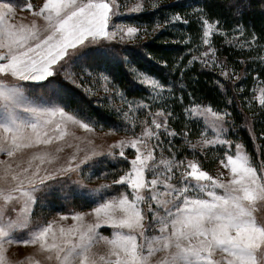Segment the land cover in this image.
<instances>
[{
  "label": "snow or ice",
  "instance_id": "6c2138e0",
  "mask_svg": "<svg viewBox=\"0 0 264 264\" xmlns=\"http://www.w3.org/2000/svg\"><path fill=\"white\" fill-rule=\"evenodd\" d=\"M194 2L200 5V0ZM250 2L231 0L228 8L233 10L234 19L243 20ZM261 3L264 4V0ZM19 6L42 18L44 31L41 32L35 20L28 24L13 23V3L0 0V48L6 49L0 52V153L10 158L0 160V264H10L5 246L13 243L39 244L48 253L47 259H55L56 264H264V220H258L255 214L258 206L264 204V168L258 175L257 168L252 166L248 153L240 144L236 145L234 156H227L233 177L228 181L213 177L196 160L177 159L175 152H170L167 158L157 163L154 148L144 145L147 138H155L157 143L154 147L161 149L163 157L161 132L168 136L181 135L189 148L193 151L196 148L188 141L186 133H177L174 129L169 131L171 113L163 110L150 113L153 116L150 125L136 138L114 141L107 153L98 152L92 146L80 157L78 153L81 148L76 145L67 159L51 171L41 169L45 159L49 162L57 160L56 156L47 152L32 156V160H39L35 165L29 163L24 167L11 162V158L22 149L47 145L54 139L62 141L67 133L68 122L94 131L93 117L86 115L82 119L78 116L82 109L77 88L82 85H78L77 81L90 75L89 68L107 70L115 65L132 64L135 53L122 42L146 31L115 23L113 17L119 16L116 11L119 6L108 0H43L38 9L32 0H21ZM179 6L193 7L191 4ZM141 7V4H137L129 11ZM208 7V0H205L203 6L194 8L191 13L173 12L165 20V26L172 22L188 24L189 21L184 17L192 15L198 22L200 39L208 45V51L199 57H192L189 64L199 60L203 65L211 63L219 66L216 49L211 46V37L213 33H228L221 28L219 18L208 19ZM261 10L264 11V8ZM198 12L202 15H197ZM233 31L242 35L244 25L238 23ZM257 40L253 29L251 39L238 47L253 50ZM249 59L253 62L264 61V57L260 56ZM73 66L79 67L78 73L71 71ZM261 69L264 70V63ZM137 74L141 79L135 82L153 91L162 94L172 89L171 83L165 85L148 73ZM97 75L110 82L104 73L98 72ZM221 75L227 76L228 71H223ZM119 95L125 99L122 92ZM33 96L46 103L37 105ZM73 102L77 107L66 111ZM125 102L129 111L147 107L143 100L139 101V105L127 100ZM259 102L264 106V89L260 90ZM185 112H211L216 136L226 134L223 124L217 126L215 121H224L229 115L227 111L215 112L210 106L191 105ZM124 115L127 118L128 113ZM156 117H162L163 122ZM53 124L54 129L51 127ZM260 137L264 138V132L260 133ZM217 143L229 144L231 147V142L224 139L201 141L202 146ZM129 147L136 152L129 162L131 167L112 183H126L132 192L131 199L125 193L104 198L91 210L96 216L95 223L85 224L83 218L87 214L74 212L72 219L75 223L68 228L61 226L59 235L53 230V222L35 225L27 236L14 235L17 229H27L31 225L30 213L39 202V193L46 196L56 194L57 185L62 183L59 177L68 180L73 175H80V165L89 167L86 161H92L91 167L99 170L106 167L104 161L109 156L124 157ZM56 151L62 149L57 148ZM149 161L153 163L149 165ZM149 168L152 179L146 180L145 172ZM160 168L163 171H159ZM173 180L175 183L171 182ZM161 186L165 190L163 193L159 190ZM109 187L108 184H102L91 192H99L103 196L101 189L107 190ZM218 189H222V192ZM144 190L149 193L147 197L141 194ZM143 204H147L146 210L141 207ZM157 209H162L163 214ZM62 219H67V216ZM100 226H111L112 236H102L98 231ZM149 232L154 234L148 235ZM101 240L107 244V250L93 251L94 244ZM218 250L222 255L216 259L214 255ZM161 251L164 256L153 261L154 254ZM27 259L32 260L31 257ZM17 264H23V261ZM32 264L40 262L34 261Z\"/></svg>",
  "mask_w": 264,
  "mask_h": 264
},
{
  "label": "rangeland",
  "instance_id": "374dc122",
  "mask_svg": "<svg viewBox=\"0 0 264 264\" xmlns=\"http://www.w3.org/2000/svg\"><path fill=\"white\" fill-rule=\"evenodd\" d=\"M108 2L118 5L119 7L116 9L118 11L119 16L113 17V21L115 23H122L126 25L135 26L137 28L146 29V31L139 32L138 35H136L132 39H128L123 44H129L134 43L139 40H146L149 37L154 36L157 32L162 30H168L167 32L161 34L159 38L164 34H169V30L171 28H174L176 22H172L169 25L165 26V21H160L157 19V17L154 16V19H146L144 22H141V20L137 19L136 14H141L143 12H149L154 11L156 9H162L164 11L171 10V8H180L181 10H189L187 7H180L179 5H189L191 4L194 8H197V4L194 2V0H108ZM32 3L36 8H38L42 0H32ZM174 3H178L177 5H173ZM141 4L142 7L139 10L129 11L133 9L134 5ZM15 5V4H13ZM17 7V5H15ZM21 8V7H18ZM22 9V8H21ZM26 10V9H25ZM28 11V10H26ZM192 12V11H191ZM188 11V13H191ZM32 17L35 16L33 14H30ZM198 15V13H197ZM192 16V15H190ZM153 17V16H151ZM194 17V16H193ZM185 19V18H184ZM184 25V23L180 22ZM214 35V33H213ZM212 35V37H213ZM201 29L198 26V34L197 38L194 40L196 43V51L191 55L193 57H199L201 53L208 51V45H205L202 43L201 39ZM211 37V40H212ZM231 39L234 40V42H238L236 44H241L245 42L244 35L234 33L231 36ZM225 41V37L224 40ZM211 46L215 48L214 43L212 42ZM216 49V48H215ZM243 51H248L247 48H245ZM216 59H217V66L216 64L209 63L208 65H203L199 60H196L201 64L202 67L208 68L213 70L214 73L219 74L224 79H233L237 80L240 78V73L238 74L234 68H228L225 64V61H223L222 58H220L217 53H215ZM261 57H264L262 55ZM209 60H211V55H209ZM264 62V61H263ZM227 70L228 75L223 76L221 73L223 71ZM71 71L73 72H79L78 66H73L71 68ZM134 75L137 78L136 80L141 79V77L138 76V72H141L139 70L134 69ZM88 72L90 75H88L86 78L79 79L77 81L78 85H82V89L91 96L98 97L99 104L102 105L104 108H108L111 111L115 112L119 118H124L126 121L130 119L131 122H129L132 130L134 129L133 123H139V128L134 130V133H121L117 132L115 130L110 131L108 130H100L95 129L94 131H87L84 128H82L79 124H74L71 122L67 123V133L62 141H56L55 139L50 144H41V145H34L31 148H25L17 152V154L11 158V162L16 165L19 164L21 166L26 167L29 163H32L33 165L39 163V160H32V156L37 153H44L47 152L50 155L56 156L57 160H54L52 162H49L47 159H45L44 164L41 165V169L47 168L48 170H53L55 167L59 166V164L63 163L70 152L74 150V147L76 145H79L81 148V151L78 153L80 157H83L85 154V150L89 147L94 146L98 152L107 153L109 150V146L113 144L114 141L119 140L121 138L124 139H132L136 138L141 131L148 125L151 124V121L153 119V116L150 115V113L145 116L138 118L137 110L136 108L132 111H129L128 104L125 102V100L130 101L126 96L124 95L125 99H122L116 86L112 85L111 81L106 82L104 79L99 78L97 73H104L101 70H93L91 68L88 69ZM105 74V73H104ZM252 82L249 83V88L247 91H245L244 95L251 97L249 100H255L257 104H259V97H260V90L264 89L263 86H260L259 80L253 76ZM255 80V81H254ZM148 87V86H147ZM87 90V91H86ZM158 92L153 91L151 88L148 87V93L145 96L146 100H148V105L150 107L155 108L154 111L151 113H156L158 110H163V107L161 106L162 103H159L158 101H155L152 97V95L156 94ZM33 99L37 105H41L46 103V101L41 100L39 97L33 96ZM247 99L248 106H251L250 101ZM130 102H134L131 100ZM58 103V102H57ZM136 104V103H135ZM191 105H200L203 107H208L209 105L203 104V103H189L188 105H184V112L185 109L188 108ZM2 110V107H0ZM212 111L215 112H224L223 110H216L212 107H210ZM166 113H169L165 111ZM2 113V112H0ZM124 113H128L127 118H125ZM185 118H189V121L192 123H195L197 126L195 131L192 132V135H190V141L192 144L196 145L195 151H193L191 148L190 150L193 151L190 155H184L183 157H180L181 154L180 151L182 150V147L187 146L188 144L185 141L184 138L181 137V135H178L181 142L179 143L178 150H174L172 147H168L169 141H171L170 137L165 134L164 132L160 133V140L163 141L164 144V153L163 157L161 156V149L159 147H154L157 143L155 138H147L144 147L147 148H154V157L155 161L158 163L160 159L167 158L170 154V152H175L177 159H183L186 158V160H196L199 162L201 168L205 171H207L210 175L213 177H218L222 180L228 181L231 180L232 173H231V165L229 164V161L227 159L228 155H235L236 151V145L241 144V142L238 139H233L231 137V133L229 135V129L230 124H232V119L229 117V115L225 118L224 121L216 120L215 124L219 126L221 123L223 124V128L226 130V134H221L220 137L216 136V131L213 127L214 118L211 115V112H206L204 114H201V112H196L192 114H188L185 112ZM158 121L161 123L163 122L162 117H156ZM191 123V124H192ZM169 125V123H168ZM51 127L54 129L55 125H51ZM155 130V129H153ZM171 131V130H169ZM248 131L251 136L253 134L250 132V129L248 128ZM203 133V136L201 135ZM207 139H224L226 141L231 142V147L229 144H215L212 146H202L201 141ZM176 141L173 142L177 144V138ZM91 141L92 143L89 144L88 142ZM68 145H71L72 147H68ZM243 146V145H242ZM256 151L258 150V144L256 143L254 145ZM61 148L62 151L57 152L56 149ZM189 148V147H188ZM207 150H210L211 155H205L207 153ZM243 150H245L243 146ZM113 151L118 152L119 149H113ZM190 151V152H191ZM30 152V153H29ZM196 152L202 153L205 155L206 161L205 164L198 159L196 156ZM258 154V152H257ZM136 155V152L134 149H131L130 147L125 150V156L124 157H111L109 156L105 161L106 167H102L99 170L93 169L92 161H86V164L89 165V167H85L84 165H80L81 172L80 175H73L70 179L66 180L64 177H59L58 179L62 181L61 184L57 185V192L54 195L46 196L44 193H39V202L36 203L33 206V210L30 213L31 216V225L27 229H17L14 232L15 236H27V234L34 230V226L39 225H46L48 222H53V230L56 231L57 235H59V228L61 226L68 228L69 226L73 225L75 222L72 219V214L74 212H80V213H86L87 215L84 216L83 221L85 224L95 223L96 222V216L94 213L91 212L93 208L97 206V203L103 202L104 198H112L117 197L121 193H125L129 195V198H132V192L129 186L126 183L121 184H113V181H117L119 179L120 175H124L125 172L129 170L131 167L130 161L133 159ZM263 156H264V150H263ZM116 158H118L119 164L114 165L116 162ZM5 154L4 159L0 157V160H9ZM128 161V167L125 168L122 164V161L124 160ZM251 159V158H250ZM215 160V161H214ZM252 160V159H251ZM214 161V162H213ZM223 161V163H222ZM252 162V166L257 168L258 175L261 174V169L264 168V157L262 160L260 158L257 159L256 162ZM149 165L153 163V161L148 162ZM113 164V165H108ZM209 169H206L205 166H210ZM227 165V167L225 166ZM159 171H163L162 168L158 169ZM103 173V174H102ZM178 175V173H177ZM145 178L146 180L152 179V171L151 168H149L145 172ZM163 179V177H161ZM78 181H82V183H76ZM172 183H175V181H171ZM46 183H52L51 181H46ZM102 184H108L110 185L109 189L104 190L101 189V192L103 193V196L99 192L93 193L91 192L92 189L97 188L99 185ZM160 192L163 193L165 190L163 186L160 187ZM218 191L222 192V189H218ZM144 196H148V191L144 190L141 193ZM84 197V198H82ZM56 198L59 200L57 201ZM73 198L82 200V203L90 204L87 205L88 208L83 209H72V208H63L62 204L66 202H71L74 200ZM153 207H156L154 202ZM142 208L145 210L147 209V204L141 205ZM158 211H161L163 214L162 209H157ZM256 216L258 220H264V204L258 206V210L256 211ZM67 216V219H62L63 216ZM150 219V214H148ZM147 223V221H145ZM98 231L102 236L105 237H111L113 228L111 226H100L98 228ZM127 232V229L124 230ZM154 233L149 232L148 235H153ZM49 241H51V237H49ZM6 257L9 260L10 264H17L18 261H23V264H32L34 261H39L40 264H56L55 259L48 260L47 255L48 253L45 250H42L40 248L39 244L36 245H23V244H6ZM107 244L104 241H98L93 246V251L96 252H105L107 250ZM222 253L218 250L214 258L219 259ZM164 256V252H157L152 257L153 261H158ZM31 257L32 260L29 261L27 258Z\"/></svg>",
  "mask_w": 264,
  "mask_h": 264
},
{
  "label": "trees",
  "instance_id": "16d2710c",
  "mask_svg": "<svg viewBox=\"0 0 264 264\" xmlns=\"http://www.w3.org/2000/svg\"><path fill=\"white\" fill-rule=\"evenodd\" d=\"M13 4L20 7L21 0H10ZM205 0H200V5L203 6ZM231 0H208L209 7L207 9L208 19L213 20L219 18L221 28L227 31V35L215 34L212 37V42L215 45L217 55L225 61L228 68H234L237 73H240V78L237 80L224 79L213 70L202 67L197 61L189 64L192 59L191 55L196 51V43L194 40L198 34V22L195 17L187 15L184 18L189 21L188 24H181L176 22L174 28L169 30V34L159 36L168 30H160L154 36L146 40H139L134 43L123 44L132 49L135 53V58L132 64L115 65L108 68H100L109 77L112 85L116 86L126 98L139 105V101L143 100L145 105H148V100L145 96L148 93L146 85L136 83L137 78L134 75V69L141 72L148 73L167 85L172 84L171 90H166L162 94L156 93L152 95L155 101L162 103L161 106L165 111L171 113L168 120L169 130H175L177 133H186L188 139L195 131L196 124L192 123L193 119L185 118L184 105L189 103H203L216 110H223L229 113L232 119L230 124L229 135L233 139H238L244 146L251 161L256 162L258 158L262 160L264 150V138L260 137V133L264 132V106L257 104L255 100H249L251 97L245 96L244 93L249 88V83L252 82V77L255 76L259 80V85L264 88V70L261 69L263 61L250 60L249 57L255 58L264 55V4L261 0H251L248 9L245 10L243 20L237 21L233 17V10L228 8ZM174 3L173 5H177ZM193 11L181 10L180 8H171V10L164 11L156 9L154 11L143 12L136 14L137 19L144 22L146 19H154L157 17L160 21H165L173 12H180L181 14ZM198 15L202 13L198 12ZM153 16V17H151ZM238 23L244 25L245 31L243 33L245 41L251 39L253 29L258 37L256 44L253 45V50L243 51L238 47L237 41L231 39V35L235 32L233 29ZM225 37V41L224 40ZM193 57V56H192ZM187 66V67H186ZM255 81V80H254ZM28 83V82H26ZM253 83V82H252ZM80 97L81 111L78 113L79 118H85L90 115L94 119L93 127L100 130H115L121 133H134L139 128V123H133L132 130L129 120L119 118V116L108 108H104L99 104L98 97L87 94L81 87L77 88ZM182 97V99H181ZM247 99L251 106H248ZM59 103V101H57ZM75 102L66 111H71L76 108ZM137 117H145L155 110V108L138 107ZM75 114V113H74ZM90 122V121H86ZM192 123V124H191ZM250 132L255 136L250 135ZM170 137V136H169ZM182 137V136H181ZM177 138V144L175 142ZM183 138V137H182ZM171 145L174 150H178L177 145L181 142L178 135L171 136ZM258 144L256 151L254 145ZM187 146L182 147L180 157L190 155L193 151ZM258 152V154H257ZM205 155H211L210 150H207ZM205 155L196 152V156L205 164ZM215 161V160H214ZM213 161V162H214ZM119 164L118 158L114 165ZM125 168L128 167V161H122ZM113 165V164H108ZM210 166H205L209 169ZM71 202L62 204L63 208L83 209L88 208L90 204L82 203V200L73 198ZM57 201H59L56 198Z\"/></svg>",
  "mask_w": 264,
  "mask_h": 264
},
{
  "label": "crops",
  "instance_id": "0c3cea01",
  "mask_svg": "<svg viewBox=\"0 0 264 264\" xmlns=\"http://www.w3.org/2000/svg\"><path fill=\"white\" fill-rule=\"evenodd\" d=\"M42 3H43V0H42ZM42 3H41V5H42ZM13 6H14V9H15L14 12L11 14V19H12L13 23L19 24V23L23 22L25 24H28L31 21L35 20L37 22V24L40 26L41 32L43 33V31H44V21L42 20V18L37 17V16H33L32 17L30 15V14H32V12L26 11L25 9L18 8L15 5H13ZM5 51H6V49L0 48V52H5ZM0 112H2L1 108H0ZM4 156H5L4 153H0V157L2 159H4Z\"/></svg>",
  "mask_w": 264,
  "mask_h": 264
}]
</instances>
